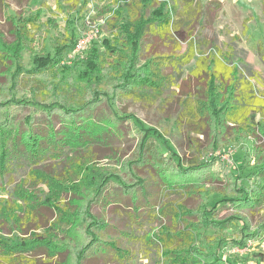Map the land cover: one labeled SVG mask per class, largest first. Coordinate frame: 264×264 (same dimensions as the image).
Wrapping results in <instances>:
<instances>
[{"label":"rangeland","instance_id":"374dc122","mask_svg":"<svg viewBox=\"0 0 264 264\" xmlns=\"http://www.w3.org/2000/svg\"><path fill=\"white\" fill-rule=\"evenodd\" d=\"M162 1L166 0H154L153 4L149 1L150 6H146L143 0H0V31L8 44L20 38L15 26L6 19L8 15L19 18L25 12H41L39 20L25 31V48L20 51L24 70L18 73L15 84L11 83V75L16 70L7 59L0 58V100L13 93L16 98L35 100V105L52 102L54 82L64 81V77L73 83L93 47L103 54V41L120 33L123 22L128 24L131 34L136 33V23L149 17L151 9ZM168 1L173 5L174 0ZM183 1L179 0L174 19L187 41L195 44V50L203 53L205 61L212 54L222 62H230L224 63L223 70H216L224 82L216 93L218 109L229 99L232 89V105L237 110L240 107V111L228 123L222 117L221 126L212 124L217 110L210 106L209 74L207 70H194L201 53L189 65H174L173 60L186 53L188 43L172 34L144 32L140 65L153 59L158 76L167 78L157 91L136 89L116 100L122 137L94 142L78 153L65 149L60 158L47 156L33 166L28 157L11 160L7 169L0 166V238L22 243L36 233L54 252L52 256L44 249L9 252L0 246V264L74 262L76 254L92 239L85 236L88 222L84 220V210L108 225L98 236L116 248L107 245L103 255L84 264H170L163 252L162 235L168 229L170 235L185 230L187 222L198 221L195 214L205 208L213 210L214 220L230 219L232 224L231 228L210 229L206 241L227 243L225 257L238 264H256L259 256L264 258V193L258 197L262 201L252 208H238L228 200L217 205L221 199L234 196L233 189L239 182L241 187L258 186L263 191L264 175L259 171L264 161V62L258 48H264V0H199L200 4L186 8L182 7ZM73 36L77 43L83 39L90 41L85 51L73 54L69 50L60 65L42 69L41 73L34 70V53L54 56L56 49L68 44ZM101 88L107 86L103 84ZM40 108L36 105L21 112L17 127L25 131L24 119L31 113L36 116L35 132L46 133L48 121ZM132 118L157 133L144 149L146 156H152L157 147L156 151L164 153L158 154L164 162L179 161L184 167L206 163L212 170V175L192 188L194 191H171L161 185L151 166L142 163L136 171L145 180V194L154 206L148 213L147 206L142 207L147 215L140 222L129 198L118 197V203L110 205L106 201L94 202L104 178L125 174L130 164H140L136 159L138 145L146 132L140 133ZM53 124L56 130L61 129L58 119ZM31 167L45 171L44 175L30 173ZM18 189L23 190L19 197L15 194ZM162 208L164 214L159 213ZM237 223L244 228L237 227ZM49 226L54 227L51 233L45 232ZM252 233L256 234L248 238ZM182 243L174 238L169 246L179 247Z\"/></svg>","mask_w":264,"mask_h":264},{"label":"trees","instance_id":"16d2710c","mask_svg":"<svg viewBox=\"0 0 264 264\" xmlns=\"http://www.w3.org/2000/svg\"><path fill=\"white\" fill-rule=\"evenodd\" d=\"M143 1L146 6H150L149 1L152 4L154 2V0ZM198 3L200 4L199 0H184L182 7L186 8ZM179 6V0H174L173 5L168 0L162 1L157 7L151 9L149 17L142 18L136 23V33L134 34L130 33L128 24L121 23L119 26L120 33L118 32L112 40L105 39L103 41L104 48L106 49L103 54L99 52L98 48H92L88 59L83 63L85 65L84 68L79 70L73 83L65 81L67 79L64 77L65 82L61 81V79L54 82L52 102L36 104L37 106H41V112L48 121L46 133L39 134L35 132L33 127L36 116L31 113L24 119L26 125L25 131H21V127L19 128L16 125L17 118L21 112L26 109L32 110L36 106L35 100L16 98L13 93L7 96L6 99L0 100L1 168L7 169L11 160L23 157H28L31 166H33L47 156L60 158L65 153V149L78 153V151L89 147L94 142H108L112 137H122V134L119 132L122 119L119 117V113L114 106L116 100L121 96L133 93L136 89L149 88L157 91L162 87V82L167 78L165 76H158L155 71L156 62L153 59H148L143 65H140V41L144 32L149 30H153L161 36L172 34L178 36L181 41L188 43L186 53L176 57L173 60L174 65H189L195 59V55L201 53L199 54L200 57L196 60L194 70H207L209 74L207 88H209L210 96H212L210 106L214 111L217 110L214 113L216 120H213L211 123L221 126L220 121L222 117L225 122L233 120L237 111L239 112L241 108L239 107V110H237L232 105L234 101L232 89L229 91V99L223 101L220 109H218L216 99V93H219L220 88L224 86V82L219 78L216 70H223L224 63H228L229 61L225 60V62H222L216 55L212 54L205 61L202 56L203 53L195 50V44L192 41H187L182 30L177 26L178 22H175L174 13L178 14ZM40 16L41 12L39 11L35 13L25 12L19 18L12 15L6 17L15 26V30L18 31L17 34H20V38L16 42L8 44L4 40L3 33L0 31V58L7 59L13 69L16 70L11 75L12 84H15L17 81L18 73L24 70L21 64L20 51L25 48V31L29 29L31 24L39 20ZM73 37V40H69L68 44L65 43L56 49L54 56H50L48 53L45 56L34 53V70L40 72L42 69H48L50 66L60 65L63 62L64 54L74 49L77 45V38ZM258 54L264 62V48L262 46H259ZM234 69L237 70V66ZM103 84L107 86V89L101 88ZM31 98L34 99V97ZM55 119H58L61 124L60 130H56L53 124ZM132 119L140 133L142 131L146 132L144 138L141 137L138 145L139 150L136 159L138 157L137 161L140 164H130L125 174L110 175V177L104 178L98 185L97 197L94 202L106 201L110 205L114 202L118 203L120 199L118 197L129 198L135 218L138 219L137 222H140L142 216L147 215L148 211L154 206L151 197H147V194H145V180L136 171L142 167L140 166L142 163L145 166H151L156 171L161 185L171 191H183L186 189L194 191L195 187L204 181L207 175H212V170L211 166L206 163L189 164V166L184 167L179 161L174 164L164 162V159L162 161V157L158 158L159 153L161 155H164V153L159 149L156 151L157 147L151 153L152 156H146L144 149L147 148L150 138L157 133L152 129L146 128L138 119ZM262 132L264 133V128ZM159 141L166 145L164 140L159 139ZM166 146L168 150L171 149L169 145ZM245 160L246 158L244 157L243 162ZM72 165L75 167L77 163H73ZM44 172L35 168L30 170V173H34L35 175H44ZM259 173H262L261 176L264 175V161L261 163ZM76 187L73 185V189H77ZM262 187L263 191L260 192L259 189L261 187L249 185L248 188H244L241 187L239 182L233 189L235 192L234 196L221 199L217 205L228 200V202H235V206L238 208H252L255 204L262 201V199L261 201L258 200V197L264 193V186ZM22 191V189H18L15 193L17 197H19L18 195ZM145 195L144 199L143 196ZM141 197L143 201L140 199ZM217 205L212 209H215ZM143 206H147V213L142 212ZM159 211V213L164 214L165 208ZM212 213L213 210L205 208L200 214H195L198 217V221L187 222L185 230L174 231L172 235L169 234V229L164 232L161 240L164 244L163 252L169 259L168 263L238 264L225 257L224 248L227 247V243L215 241H211L210 243V241L205 240L210 237L207 232L212 228L232 227L230 219L216 221ZM83 214L84 220L88 222V230L85 232V236L92 237V239L83 250H80V253L76 254L74 262H66V264H84V261L96 255L101 256V253L103 255V251L108 249L105 247L107 245L110 248L116 249L114 245L112 247V245L106 244L98 236V232L105 231L108 225L104 224L102 219L91 215L89 210H84ZM173 219L174 221L178 220L176 214ZM236 225L237 227H242V229L244 228V226H240L238 223ZM53 230L54 227L49 226L45 229V232L51 233ZM198 233H200V237H198ZM256 233L248 234V238H252L253 234ZM31 237V239L25 240V242L14 244L1 237L0 246H4L9 252L26 251V248H32L30 251L44 249L47 251V254L50 253L52 256L54 252L50 250L49 244L45 239H38L40 236L36 233ZM174 238L178 241H184V243L179 247L174 246L175 248L169 246V242L174 241ZM2 241L4 245H1ZM206 243H209V245H206ZM245 244L247 245V243ZM42 245L44 246L42 247ZM256 264H264V258L259 256Z\"/></svg>","mask_w":264,"mask_h":264},{"label":"built area","instance_id":"2783aa9c","mask_svg":"<svg viewBox=\"0 0 264 264\" xmlns=\"http://www.w3.org/2000/svg\"><path fill=\"white\" fill-rule=\"evenodd\" d=\"M85 40L86 39H83L77 43L76 47L72 49L73 54H80L81 52L85 51V49L87 48L86 45H88V43L90 42V41L85 42Z\"/></svg>","mask_w":264,"mask_h":264}]
</instances>
